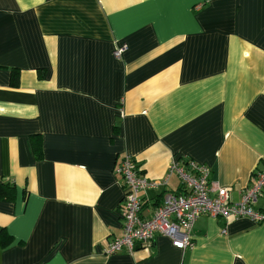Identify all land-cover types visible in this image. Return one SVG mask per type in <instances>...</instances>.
<instances>
[{
	"label": "crops",
	"instance_id": "1",
	"mask_svg": "<svg viewBox=\"0 0 264 264\" xmlns=\"http://www.w3.org/2000/svg\"><path fill=\"white\" fill-rule=\"evenodd\" d=\"M126 154L149 179L195 160L239 199L264 167V0H0V264H264L246 217L107 253ZM179 186L143 191L142 215Z\"/></svg>",
	"mask_w": 264,
	"mask_h": 264
},
{
	"label": "built area",
	"instance_id": "2",
	"mask_svg": "<svg viewBox=\"0 0 264 264\" xmlns=\"http://www.w3.org/2000/svg\"><path fill=\"white\" fill-rule=\"evenodd\" d=\"M126 49L117 46L113 55L119 58ZM115 171L123 180L124 197L120 208L121 235L112 239L106 252L111 254L126 249L149 245L155 234L170 238L179 249L192 246L191 231L195 220L201 215L225 219L246 217L252 221L264 219V211L254 209L264 194V167L253 172L251 183L240 193L236 201L230 200L229 191L216 181H210L209 166L188 159L185 162L172 160L166 175L149 179L141 173L140 165L129 154L121 158ZM176 175L179 189L166 191L162 202L155 206L149 216H143L141 193L147 189H159L167 185L170 176ZM225 229L222 230L224 232Z\"/></svg>",
	"mask_w": 264,
	"mask_h": 264
},
{
	"label": "trees",
	"instance_id": "3",
	"mask_svg": "<svg viewBox=\"0 0 264 264\" xmlns=\"http://www.w3.org/2000/svg\"><path fill=\"white\" fill-rule=\"evenodd\" d=\"M39 151H40V149L37 148V152H39ZM178 189H179V187L177 188V190ZM15 195H16L15 185L8 180L0 179V200H12V199H14ZM0 233H2L3 236H5V234H6V232H4L2 229H0ZM7 239L9 240V238H7Z\"/></svg>",
	"mask_w": 264,
	"mask_h": 264
}]
</instances>
